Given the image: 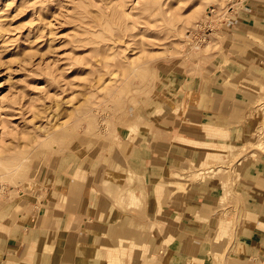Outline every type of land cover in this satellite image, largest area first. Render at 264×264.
<instances>
[{
	"label": "crops",
	"instance_id": "obj_1",
	"mask_svg": "<svg viewBox=\"0 0 264 264\" xmlns=\"http://www.w3.org/2000/svg\"><path fill=\"white\" fill-rule=\"evenodd\" d=\"M230 15L194 70L158 78L137 123L93 144L85 174L4 212L0 264H264V0ZM230 145L246 148L228 182L190 171Z\"/></svg>",
	"mask_w": 264,
	"mask_h": 264
},
{
	"label": "rangeland",
	"instance_id": "obj_2",
	"mask_svg": "<svg viewBox=\"0 0 264 264\" xmlns=\"http://www.w3.org/2000/svg\"><path fill=\"white\" fill-rule=\"evenodd\" d=\"M246 1L0 0V218L85 174L93 144L137 123L158 78L194 70L213 50L222 25L203 27L208 12ZM259 101L264 110V95ZM245 148L230 145L229 158L190 171L228 182Z\"/></svg>",
	"mask_w": 264,
	"mask_h": 264
},
{
	"label": "built area",
	"instance_id": "obj_3",
	"mask_svg": "<svg viewBox=\"0 0 264 264\" xmlns=\"http://www.w3.org/2000/svg\"><path fill=\"white\" fill-rule=\"evenodd\" d=\"M233 9V6H230L229 7V12L227 11H223V12H218L219 10H216V9H211L208 13V18H207V21H205L203 23V27H206L208 31H210V33H212V30H214V24L217 22L218 20V24L219 26H221L223 23H229L231 21V15H230V12L231 10ZM216 12L218 14H216ZM217 16L219 17L217 19ZM218 29H221V28H218ZM216 29V30H218ZM219 31V30H218ZM205 34L204 38L203 39H207L209 34H206L205 32H203ZM203 41V40H202Z\"/></svg>",
	"mask_w": 264,
	"mask_h": 264
},
{
	"label": "bare ground",
	"instance_id": "obj_4",
	"mask_svg": "<svg viewBox=\"0 0 264 264\" xmlns=\"http://www.w3.org/2000/svg\"><path fill=\"white\" fill-rule=\"evenodd\" d=\"M1 163V162H0ZM2 164V163H1ZM128 180L130 181V184L132 185L130 189L131 191H134V189L137 188H143V182L142 179H140L139 177H137L133 172L128 171ZM4 181V180H3Z\"/></svg>",
	"mask_w": 264,
	"mask_h": 264
}]
</instances>
